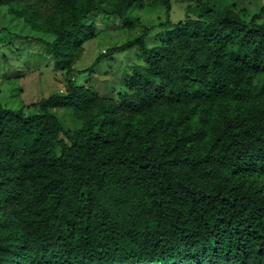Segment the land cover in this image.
I'll return each instance as SVG.
<instances>
[{"label":"trees","instance_id":"16d2710c","mask_svg":"<svg viewBox=\"0 0 264 264\" xmlns=\"http://www.w3.org/2000/svg\"><path fill=\"white\" fill-rule=\"evenodd\" d=\"M171 1L0 0L56 12L66 74L29 114L0 102V264H264V21L202 2L108 49L140 51L118 93L73 80L91 13Z\"/></svg>","mask_w":264,"mask_h":264},{"label":"rangeland","instance_id":"374dc122","mask_svg":"<svg viewBox=\"0 0 264 264\" xmlns=\"http://www.w3.org/2000/svg\"><path fill=\"white\" fill-rule=\"evenodd\" d=\"M202 2L215 9L230 4L247 18L255 16L257 22L264 21V0H172L169 12L160 5L134 6L125 21L99 10L86 20L87 25L91 24L90 38L83 43L82 52L73 65V80L77 84L92 85L101 93L110 90L113 94L118 93L128 76L129 66L142 64L140 51L135 46L103 56L108 49L135 39L146 27L150 28L145 35L146 43L152 44L157 41L158 24L167 19L176 22ZM39 6L36 3L0 6V102L6 107L21 109L24 114L36 111L38 101L62 92L66 83L65 71L55 67L46 49V42L52 39L50 28L57 14L48 11L38 16L33 10ZM102 6L109 9L111 5L103 2ZM96 58H100L99 68L94 71V76H89L84 70ZM103 80L115 83L112 89L101 85ZM55 114L70 131L79 124L68 110L57 109Z\"/></svg>","mask_w":264,"mask_h":264}]
</instances>
